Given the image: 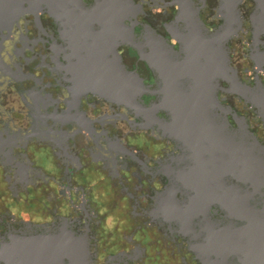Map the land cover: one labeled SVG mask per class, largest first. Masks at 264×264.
<instances>
[{
	"label": "water",
	"instance_id": "water-1",
	"mask_svg": "<svg viewBox=\"0 0 264 264\" xmlns=\"http://www.w3.org/2000/svg\"><path fill=\"white\" fill-rule=\"evenodd\" d=\"M207 1L172 0L166 37L139 21L145 11L136 0H0V64L22 18L51 17L75 106L99 96L174 143L161 164L168 183L154 197L153 220L185 238L200 264H264V141L221 96L237 97L264 124V0H253L248 18L246 0H218L221 23L213 28L202 18ZM247 32L251 82L230 48ZM124 46L146 63L153 83L125 64ZM132 260L121 253L105 264ZM0 264H96L90 228L69 219L10 228L0 240Z\"/></svg>",
	"mask_w": 264,
	"mask_h": 264
},
{
	"label": "flooded vegetation",
	"instance_id": "flooded-vegetation-1",
	"mask_svg": "<svg viewBox=\"0 0 264 264\" xmlns=\"http://www.w3.org/2000/svg\"><path fill=\"white\" fill-rule=\"evenodd\" d=\"M172 0H136L138 17L166 37ZM218 0H208L202 18L221 23ZM253 0L242 13L248 18ZM248 26V24H247ZM141 27H137L140 31ZM250 32L230 42L233 64L247 81ZM57 27L48 15L22 18L4 43L0 64V240L10 228L54 225L63 219L91 231L96 264L121 253L131 264H200L185 238L149 215L156 193L168 183L161 164L175 145L155 130L142 129L126 108L88 94L75 106L58 55ZM125 64L150 83L146 63L121 47ZM59 56V59H58ZM253 132L264 141V124L250 106L226 96ZM149 101V97H144Z\"/></svg>",
	"mask_w": 264,
	"mask_h": 264
}]
</instances>
